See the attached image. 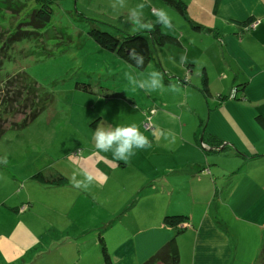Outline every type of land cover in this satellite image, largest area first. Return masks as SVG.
I'll use <instances>...</instances> for the list:
<instances>
[{
    "label": "crops",
    "instance_id": "1",
    "mask_svg": "<svg viewBox=\"0 0 264 264\" xmlns=\"http://www.w3.org/2000/svg\"><path fill=\"white\" fill-rule=\"evenodd\" d=\"M186 16L181 35L170 37L181 49L182 67L158 68L180 101L172 112L150 116V142L165 145L138 158V177L125 174L130 160L91 164L89 190L99 182L109 188L108 224L98 228L102 241L92 255L89 246L59 244L51 250L55 261L45 264H106L102 245L110 264H144L174 235L163 225L166 214L188 217L175 239L180 264H252L258 256L264 242V0H219L215 11L214 0H196ZM249 19L258 25L243 32ZM204 82L208 98L200 90ZM215 140L222 150L200 147L201 141L214 147Z\"/></svg>",
    "mask_w": 264,
    "mask_h": 264
},
{
    "label": "rangeland",
    "instance_id": "2",
    "mask_svg": "<svg viewBox=\"0 0 264 264\" xmlns=\"http://www.w3.org/2000/svg\"><path fill=\"white\" fill-rule=\"evenodd\" d=\"M8 1L23 4L21 13L1 8L0 22L14 33L37 0ZM182 1L188 7L196 0ZM6 3L0 0V5ZM139 3L145 4L141 19L150 23L151 29H136L126 19ZM43 4L52 9L49 24L39 30L20 28L32 34L12 43L4 53L0 71V79L8 73L24 72L35 82L41 109L30 125L9 130L0 138V158L7 160L0 163V264L54 262L51 250L59 244L89 246L92 255L102 235L98 228L108 224L109 188L102 182L94 191L84 190L83 185L76 188L71 176L74 167L89 171L91 164L116 161L110 153L95 149L91 123L97 125L101 119L114 124L135 121L150 140L148 132L153 130L145 128L152 127L151 111L172 112L170 106L180 101L177 88L169 90L162 83L163 87L156 90L140 89L130 85L124 75L132 72L137 79H146L151 71L159 72L160 64L182 67L178 63L181 49L170 37H177L176 32L181 35L180 24L185 22L163 0H43ZM161 8L171 18L172 27L157 22L154 9ZM93 29L107 32L126 47L120 52L101 48L89 34ZM128 47L137 49L133 64L145 55L141 69L127 62ZM230 95L229 99L235 98ZM148 107L155 109L141 122ZM151 144L155 150L165 145L164 140ZM200 147L220 151L223 145L211 147L201 141ZM150 148L136 151L139 156L130 159L125 174L140 176L133 173L134 165L138 158L148 157ZM36 170H60L67 183L36 184L30 180ZM257 259L252 264H260Z\"/></svg>",
    "mask_w": 264,
    "mask_h": 264
},
{
    "label": "trees",
    "instance_id": "3",
    "mask_svg": "<svg viewBox=\"0 0 264 264\" xmlns=\"http://www.w3.org/2000/svg\"><path fill=\"white\" fill-rule=\"evenodd\" d=\"M2 6L0 5V19L3 18L2 13L6 9L11 13H21L23 4L20 2L12 1ZM166 4L177 10L181 16L187 20L186 9L187 6L182 0H163ZM219 4V0H214V11ZM7 5V7H6ZM35 8L31 11L28 17L19 25L14 33L0 22V71L4 53L12 46V43L19 40L21 37L30 36V32H21L20 28L28 27L33 30H39L47 26L51 20L52 9L50 5L43 4V0H37ZM17 14V13H16ZM253 20L249 19L243 25L252 23ZM92 39L103 49L111 52H120L126 47L125 44H119L117 38L112 37L107 32H101L93 29L89 32ZM4 40V41H3ZM133 40V39H132ZM131 42V41H130ZM145 56V55H143ZM236 89H233L237 91ZM201 93L205 98H208L207 83H203L200 88ZM223 99L222 97H220ZM40 100L38 97V88L36 83L33 82L24 72L6 74L0 79V138L9 130H21L30 125L39 115L41 109ZM100 119V118H99ZM91 126L96 128V122H92ZM215 140V146L220 143ZM38 167V166H37ZM30 180L36 184L44 186H63L67 183L66 178L59 173L45 174L41 170H36L30 177ZM188 217L183 214H166L163 218V225L173 229L174 235L172 239L161 247L147 262L144 264H180V257L175 239L186 228ZM102 241V237L99 238ZM101 253L103 260L106 264H110L109 255L102 245ZM260 264H264V242L259 251L258 259Z\"/></svg>",
    "mask_w": 264,
    "mask_h": 264
},
{
    "label": "clouds",
    "instance_id": "4",
    "mask_svg": "<svg viewBox=\"0 0 264 264\" xmlns=\"http://www.w3.org/2000/svg\"><path fill=\"white\" fill-rule=\"evenodd\" d=\"M115 7V5H114ZM144 3H139L135 8L129 10L128 17L126 18L136 29H151L150 23L142 21ZM154 14L157 17V22L165 27H172L171 18L168 13L163 9H154ZM135 47H128L126 49L128 61L132 66L141 69L145 63V57L141 56L139 60L133 64L137 55ZM184 59V57H181ZM125 78L128 83L136 88L145 90H156L163 87L162 76L158 71H151L146 79H137L132 72H125ZM92 140L95 149L100 153H110L115 161H129L136 153L137 150L148 149L152 146L149 138L141 131L140 126L135 121H125L120 123H109L101 119L97 123L95 130H92ZM73 155V154H72ZM0 163H7L6 158H0ZM82 174L84 179L77 180V174ZM95 177L89 171L81 170L74 171L71 176L73 186L87 190L92 184Z\"/></svg>",
    "mask_w": 264,
    "mask_h": 264
},
{
    "label": "built area",
    "instance_id": "5",
    "mask_svg": "<svg viewBox=\"0 0 264 264\" xmlns=\"http://www.w3.org/2000/svg\"><path fill=\"white\" fill-rule=\"evenodd\" d=\"M257 25H258V21H253L252 23H250V24H248V25H246V26H244L243 27V32H250V31H252V30H254L256 27H257ZM235 93H236V91L235 90H232L231 91V95H230V98H233V97H235ZM154 113V110L153 111H151V115ZM150 125H151V123H150ZM146 130H151L152 129V127H146L145 128Z\"/></svg>",
    "mask_w": 264,
    "mask_h": 264
}]
</instances>
